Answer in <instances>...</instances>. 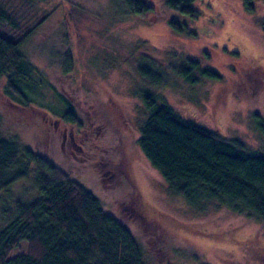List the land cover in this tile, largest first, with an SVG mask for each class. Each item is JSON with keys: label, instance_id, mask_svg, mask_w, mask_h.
<instances>
[{"label": "rangeland", "instance_id": "obj_1", "mask_svg": "<svg viewBox=\"0 0 264 264\" xmlns=\"http://www.w3.org/2000/svg\"><path fill=\"white\" fill-rule=\"evenodd\" d=\"M9 1L21 13L19 0ZM149 1L153 11L126 15L114 0H38L29 21H42L22 48L40 71L39 83L29 86L31 103L23 105L5 93L0 77V132L90 188L127 222L146 264H264V225L251 210H195L167 188L136 142L145 116L141 94L150 89L183 117L264 151L254 122V113L264 117V0H254L253 11L242 0H201L204 12L187 21L188 31L172 29L169 16L185 17L163 0ZM146 53L160 68V84L136 70ZM187 57L221 78L188 83L172 69ZM50 84L70 100L80 125L63 120L65 104ZM37 192L30 172L0 191V213ZM25 247L23 240L10 255Z\"/></svg>", "mask_w": 264, "mask_h": 264}, {"label": "trees", "instance_id": "obj_2", "mask_svg": "<svg viewBox=\"0 0 264 264\" xmlns=\"http://www.w3.org/2000/svg\"><path fill=\"white\" fill-rule=\"evenodd\" d=\"M37 1L19 0V13L12 1L0 0V77L5 79V93L23 105L31 103L29 86L39 83L35 75L40 71L22 48L30 30L42 21H29ZM114 1L121 3L126 15L155 8L149 0ZM200 1L163 0L167 9L186 20L169 16L172 29L188 31L187 21L192 25L204 12ZM242 1L247 11H253L254 0ZM260 27L264 30V17ZM142 56L137 72L160 84V68L148 53ZM172 69L191 84L201 77L221 78L219 71L191 57ZM70 70L69 63L62 66L64 73ZM50 86L65 104L60 112L63 120L80 125L70 100ZM141 102L145 116L136 142L167 188L184 196L195 210L227 204L235 212L251 210L264 225V151L183 117L150 89L142 91ZM254 122L264 137V117L256 112ZM30 172L37 194L15 200L13 210L5 208L0 213V264H146L142 246L127 222L106 211L90 188L39 150L0 132V191ZM23 240L25 250L10 255Z\"/></svg>", "mask_w": 264, "mask_h": 264}]
</instances>
